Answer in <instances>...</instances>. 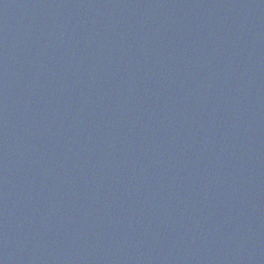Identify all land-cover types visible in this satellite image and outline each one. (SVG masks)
Masks as SVG:
<instances>
[{
	"label": "water",
	"instance_id": "obj_1",
	"mask_svg": "<svg viewBox=\"0 0 264 264\" xmlns=\"http://www.w3.org/2000/svg\"><path fill=\"white\" fill-rule=\"evenodd\" d=\"M0 264H264V0H0Z\"/></svg>",
	"mask_w": 264,
	"mask_h": 264
}]
</instances>
